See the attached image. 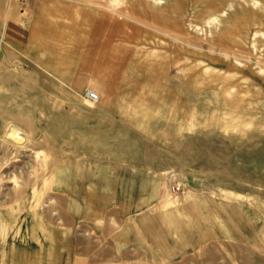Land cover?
<instances>
[{"label":"rangeland","instance_id":"1","mask_svg":"<svg viewBox=\"0 0 264 264\" xmlns=\"http://www.w3.org/2000/svg\"><path fill=\"white\" fill-rule=\"evenodd\" d=\"M55 239L264 264V0H0V264Z\"/></svg>","mask_w":264,"mask_h":264},{"label":"crops","instance_id":"2","mask_svg":"<svg viewBox=\"0 0 264 264\" xmlns=\"http://www.w3.org/2000/svg\"><path fill=\"white\" fill-rule=\"evenodd\" d=\"M37 245H39V247ZM58 245H59L58 239H55L54 242H49V244L47 242H42L41 240H39V243L38 241H35V246H36L34 250V254H35L34 259L36 261L35 263H37V261L39 260L42 264V261H46L45 259H47L48 255L50 256V258H54L59 261L60 254L58 251ZM14 248H15L14 250L15 254H18L22 257L24 256L26 249L25 242L17 243V245ZM38 253L40 254V256H38Z\"/></svg>","mask_w":264,"mask_h":264},{"label":"built area","instance_id":"3","mask_svg":"<svg viewBox=\"0 0 264 264\" xmlns=\"http://www.w3.org/2000/svg\"><path fill=\"white\" fill-rule=\"evenodd\" d=\"M86 96H87V98L89 100H92L94 102L99 100V95L96 92L92 91V90H88Z\"/></svg>","mask_w":264,"mask_h":264}]
</instances>
